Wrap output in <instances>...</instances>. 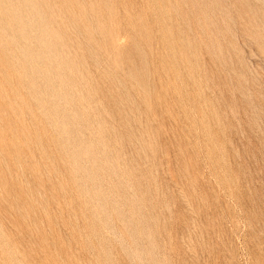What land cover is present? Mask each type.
<instances>
[{
  "label": "rangeland",
  "instance_id": "374dc122",
  "mask_svg": "<svg viewBox=\"0 0 264 264\" xmlns=\"http://www.w3.org/2000/svg\"><path fill=\"white\" fill-rule=\"evenodd\" d=\"M0 264H264V0H0Z\"/></svg>",
  "mask_w": 264,
  "mask_h": 264
}]
</instances>
